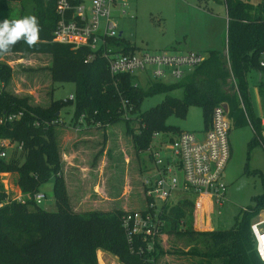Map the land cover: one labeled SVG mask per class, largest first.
I'll return each instance as SVG.
<instances>
[{"label":"trees","instance_id":"trees-1","mask_svg":"<svg viewBox=\"0 0 264 264\" xmlns=\"http://www.w3.org/2000/svg\"><path fill=\"white\" fill-rule=\"evenodd\" d=\"M55 1L35 0L33 17L38 24V39L31 47L23 43L20 50L50 55L47 69L51 81L74 83L73 98L65 100L73 106V127L80 115L86 127H104L131 118L137 122L134 146L146 151L153 133L172 138L181 132L167 124L169 116L183 119L189 107L196 106L205 129L213 108L224 102L228 106L230 128L248 124L249 120L255 131L249 143H260L261 128L248 106L246 74L251 69H261L258 60L264 51V0L255 4L244 0H218L226 8V55L216 50L206 51L203 60L194 65L188 80L179 84L152 81L145 88L133 86L129 74L112 76L105 58L98 54L88 58L91 52L85 46L52 42ZM109 44L123 51L133 50L122 38H111ZM11 77L12 69L0 61V138L22 144L21 150L16 146L9 157L0 156V173H17L18 185L28 196L24 203L13 200L0 207V264H98V250L113 255L120 264H159L167 255L191 256L197 260L188 262L195 261V264H262L253 250L249 224L254 215L264 209V193L255 197V207L245 211L227 230H193L194 201L188 197L162 205L157 213L162 221L160 233L185 242L197 238L187 249L178 244L164 249L159 236L145 240L136 236L128 242L120 222L125 211H72L61 191L62 184L56 179L53 183L56 210L40 209L32 199L38 191L35 180H46L57 173L58 163L49 152L55 142L53 128L65 125L52 123L60 117L61 104L52 100L46 109L32 106L25 96L8 91ZM231 80L233 91L228 85ZM177 88L182 89L181 97L171 94ZM155 94L164 97L140 112L141 100ZM122 99L132 107L129 118L125 117L127 110L122 107ZM54 105L57 107L49 110ZM18 112L22 114L20 118L6 120L8 115ZM2 198L0 193V200ZM148 243L151 249H147Z\"/></svg>","mask_w":264,"mask_h":264},{"label":"rangeland","instance_id":"rangeland-1","mask_svg":"<svg viewBox=\"0 0 264 264\" xmlns=\"http://www.w3.org/2000/svg\"><path fill=\"white\" fill-rule=\"evenodd\" d=\"M256 2L257 0H247ZM35 0H0V20L18 19L23 16H34ZM123 12V13H122ZM116 31L135 51L149 55H161L172 52L179 56L190 54L204 55L208 50L222 51L225 44L226 15L223 3L213 0H116L110 9ZM23 39L18 40L6 53L0 54V61L12 69L8 91L28 98L32 106L41 109L49 108L51 101L61 104L60 117L69 126L71 124L72 104L65 102L74 93L72 82H52L47 66L50 55L43 53H23ZM156 68L148 67V72ZM165 73L156 78L143 72L135 73L137 85L145 88L148 82L161 81L166 84H179L188 79L194 65L182 67L184 74L174 78L171 67L161 66ZM248 94L251 104L255 101V92H259L261 108L264 109V71L251 69L246 74ZM230 84V85H229ZM233 91L232 80L228 83ZM235 87V86H234ZM181 97V89L171 92ZM163 94H155L141 100L140 112L154 106L162 100ZM254 99V100H253ZM258 109L257 103H255ZM57 105L49 110H54ZM167 124L181 131L199 132L203 127L200 109L191 106L185 118L169 116ZM65 125L56 126L54 146L49 155L58 163L57 173L46 180L38 178L37 190L44 194L38 204L40 209L55 211L53 183H61L70 210L85 212L90 210L120 211L139 210L144 206L141 180L148 174L146 151L137 150L133 143V133L137 128L134 119H124L104 127L82 128L78 131ZM252 133L248 124L233 127L229 135L231 155L224 168L223 182L226 185L225 200L221 207L213 206L211 212L192 210V228L197 231L231 229L235 220L241 218L245 210H251L256 203L254 198L264 193V148L259 143H249ZM156 138L153 142H157ZM13 150V149H12ZM8 150L6 156H10ZM17 173H0V207L15 200L16 194L27 198L18 185ZM64 189V190H63ZM16 191V194H15ZM189 193L177 192L172 196L175 202L183 197L194 201ZM17 195V196H19ZM157 206L161 201L155 200ZM32 207V206H31ZM210 218L211 225L206 224ZM264 218V212L251 219ZM197 238L184 239L173 235L160 237L164 249L175 244L187 249ZM179 241V243L177 242ZM176 246V245H175ZM180 255L165 256L159 264H195L188 260L194 257ZM98 264H119L118 260L108 254L97 255ZM182 260L186 262L183 263Z\"/></svg>","mask_w":264,"mask_h":264},{"label":"built area","instance_id":"built-area-1","mask_svg":"<svg viewBox=\"0 0 264 264\" xmlns=\"http://www.w3.org/2000/svg\"><path fill=\"white\" fill-rule=\"evenodd\" d=\"M115 5L116 0H56L52 42L85 46L91 52L88 58L91 59L96 54L104 57L112 76L129 74L133 78L132 82L136 72L160 78L165 73L160 69L162 65L171 67L170 74L174 78H180L184 74L183 66L196 65L203 60L204 56L199 54L179 56L163 52L161 55H149L137 53L134 49L123 51L119 46L110 45L111 38L121 37V32L116 31L114 16L110 13ZM258 61L259 66L264 69V51L260 53ZM148 67L156 69L148 72ZM133 86H138L137 82ZM238 97L240 99L239 95ZM67 98L72 99L73 95L70 94ZM122 101V107L127 110L125 117L129 118L132 107L126 99ZM240 106L243 109L241 99ZM21 116V112L10 114L6 120L13 121ZM52 123L64 122L59 117ZM230 124L228 106L223 102L213 108L209 126L205 129L202 127L199 132L181 131L172 138L159 132L152 134V141L146 150L148 166L145 171L148 174L141 180L144 206L139 210H127L121 216V227L128 242L131 243L136 236H141L144 240L163 236L159 231L162 221L157 213L162 205L174 202L172 196L177 192L189 193L194 197L195 212H205L209 207V214L213 206H222L226 191L223 182L224 168L231 155ZM86 126L88 125H85L83 115H80L75 128L82 129ZM248 126L255 134L249 120ZM156 138L160 140L155 143L153 140ZM260 143L264 148V131L261 133ZM21 145L8 138H0V156L6 157L8 150L13 151L16 146L21 150ZM44 197L38 191L32 195L36 204L41 203ZM155 200L161 201L160 206L156 205ZM14 201L24 203L25 198L16 195ZM208 202L206 207L205 203ZM206 224L210 226L208 220ZM249 230L253 250L264 264V218L251 221ZM151 247V243H148L147 249Z\"/></svg>","mask_w":264,"mask_h":264},{"label":"clouds","instance_id":"clouds-1","mask_svg":"<svg viewBox=\"0 0 264 264\" xmlns=\"http://www.w3.org/2000/svg\"><path fill=\"white\" fill-rule=\"evenodd\" d=\"M23 39L29 47L38 39V24L33 16H23L18 19L0 20V54L10 50L18 40Z\"/></svg>","mask_w":264,"mask_h":264},{"label":"crops","instance_id":"crops-1","mask_svg":"<svg viewBox=\"0 0 264 264\" xmlns=\"http://www.w3.org/2000/svg\"><path fill=\"white\" fill-rule=\"evenodd\" d=\"M214 2H216V3H223V2H221V1H218V0H213ZM244 1H247V0H244ZM247 2H249V3H257V2H259V0H257L256 2H250V1H247ZM223 5H224V8H225V4L223 3ZM225 15H226V8H225ZM226 26H227V16H226ZM224 42H225V44H224V46H223V49H222V51L223 50H225V47H226V33H225V38H224ZM209 51V50H208ZM222 51H219L220 53H222ZM204 54H205V52H204ZM264 71V70H263ZM191 77V76H190ZM189 77V78H190ZM188 78V79H189ZM188 79H186V80H188ZM186 80H184V81H186ZM184 81H182V82H184ZM181 82V83H182ZM179 89H181V88H179ZM181 93H182V89H181ZM260 93L259 92H255V101H253V104H251V101H250V96H249V94H248V106H249V110H250V112H251V115L253 116V118H255V121H257V122H259V125H260V130H261V132H260V135H261V133L264 131V109H262L261 108V105H262V102L260 101V95H259ZM254 100V99H253ZM255 103H257V106H258V109L256 108V105H255ZM264 105V104H263ZM190 108V107H189ZM65 127H71L72 129H75L76 131H78V130H80V129H78V128H75V127H73L72 125H69V126H67V125H65ZM249 127V126H248ZM88 128H90V127H88ZM233 128V126H231V128H230V131H231V129ZM86 129H87V127H86ZM249 129H250V127H249ZM230 131H229V135H230ZM250 131H251V133H252V137H253V132H252V130L250 129ZM252 137L250 138V140L252 139ZM260 144V143H259ZM261 145V144H260ZM262 146V145H261ZM263 148V147H262ZM15 194H16V191H15ZM20 193H18V194H16V195H19ZM205 205H206V207H208V205H209V202L208 203H205ZM209 207H208V209H206V211H208L209 212ZM261 212L263 213L264 212V209H261L258 213H257V216H260V214H261ZM208 222L210 223V225H211V228H212V224H211V220H210V218L208 219ZM98 253L99 254H108V253H106V252H103V251H101V250H98L97 251V254L96 255H98ZM108 255H110V256H112L113 258H115L116 259V257H114L113 255H111V254H108ZM98 260V259H97ZM117 260V259H116ZM120 264V263H119Z\"/></svg>","mask_w":264,"mask_h":264},{"label":"water","instance_id":"water-1","mask_svg":"<svg viewBox=\"0 0 264 264\" xmlns=\"http://www.w3.org/2000/svg\"><path fill=\"white\" fill-rule=\"evenodd\" d=\"M226 49L222 51V54L225 56L226 55Z\"/></svg>","mask_w":264,"mask_h":264}]
</instances>
